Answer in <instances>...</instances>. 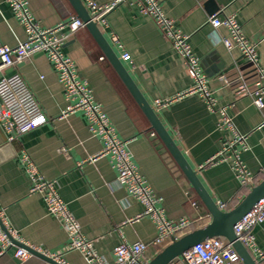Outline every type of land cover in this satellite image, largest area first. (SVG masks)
I'll list each match as a JSON object with an SVG mask.
<instances>
[{"label": "crops", "instance_id": "1", "mask_svg": "<svg viewBox=\"0 0 264 264\" xmlns=\"http://www.w3.org/2000/svg\"><path fill=\"white\" fill-rule=\"evenodd\" d=\"M25 1L41 28L77 17L70 0ZM80 1L90 13L88 0ZM92 1L105 4L111 0ZM156 1L174 28L188 36L215 102L212 109L201 95L185 94L194 81L183 58L152 18L141 14L135 4L124 2L111 10L100 31L212 200L218 207L224 205L222 211H228L250 189L239 184L230 159L207 162L232 140L234 132L244 135L246 148L238 147L239 159L253 176L254 185L262 181L264 108H257L249 96L234 99L230 88L220 82V76L236 82L241 73L250 85L254 76L237 48L227 50L215 41V36H227L226 28H217L214 36L208 20L214 14L234 16L243 35L257 43L264 74V0ZM25 38L24 26L0 0V45L14 47ZM61 51L73 61L77 76L87 82L115 135L126 141L131 161L154 192L155 206L164 218L190 220L186 234L205 227L211 220L206 207L87 28L71 36ZM124 53L129 55L126 61L121 59ZM12 74L23 79L46 122L10 142L0 126V218L11 237L49 258L58 255L66 264H85L80 251L69 249L67 232L48 214L42 196L30 192L31 181L22 160L26 157L54 184L81 235L91 240L94 251L108 264H114L113 249L122 241L152 242L157 236L155 223L148 216H139L142 204L116 185L117 172L110 157L90 161L103 144L90 134L84 114L76 112L58 119L66 99L52 62L45 54H35L6 73ZM156 100L169 102L156 108ZM223 115L231 120L233 131L220 127ZM252 235L256 251L251 255L257 264H264V254L258 255L264 252V222L252 229ZM17 248L21 247L10 242L0 253V264H52L29 252L25 259H18ZM159 252L150 248L147 255L152 259Z\"/></svg>", "mask_w": 264, "mask_h": 264}, {"label": "built area", "instance_id": "2", "mask_svg": "<svg viewBox=\"0 0 264 264\" xmlns=\"http://www.w3.org/2000/svg\"><path fill=\"white\" fill-rule=\"evenodd\" d=\"M14 13L16 19L24 26L26 38L14 47L0 45V126L7 133V141H12L17 135L32 130L46 122L40 113L34 98L23 79L17 75H6L7 71L15 64H21L35 54H45L57 71L58 81L62 85L66 99V106L61 111L58 119H65L76 112H82L88 121V130L93 137H98L103 144L102 149L90 161L102 156H109L117 172L116 185L124 188L127 193L143 206L139 216H148L155 223L157 236L150 243L122 241L113 249L114 264H148L151 258L147 255L150 248L161 251L172 241L186 234L192 222L182 218L170 221L164 218L162 210L155 204L157 198L144 178L139 175L137 168L131 161L130 153L126 149V141L119 139L108 118L103 113L100 104L95 102L92 90L85 80L77 76L74 63L63 55L61 49L65 42L85 24L78 18L72 17L59 22L50 28H41L33 19L25 0H3ZM130 2L135 4L139 12L149 16L159 27L163 35L171 41L174 50L183 58L186 72L194 83L185 94L197 93L201 95L209 108L214 107V99L207 89L204 76L199 68V60L193 54L188 42V36L183 35L174 28L172 20L164 16L156 0H111L105 4H97L92 0L87 1V7L92 22L100 29L106 24L105 16L119 4ZM208 23L215 30L219 27L226 28V37L217 38L215 41L222 44L227 50L237 48L241 57L249 65L254 76L249 85L240 73L236 82H231L220 76V82L230 88L234 99L242 96L252 98L253 104L264 108V74L260 67V58L257 43L249 41L242 33L241 27L234 16L217 14L212 15ZM122 60H128L129 55L124 53ZM169 100H156L154 107L165 106ZM220 127L233 131L231 120L223 115ZM238 147L246 148V136L233 133V138L223 146L217 156L211 158L207 164L230 159L235 177L239 184L245 188L254 186L253 176L246 170L239 159ZM25 172L31 181V193L42 196L49 215L58 219L69 236V249L80 251L85 264H108L93 247L91 240L84 238L79 230L78 223L70 213L65 203L60 199L54 184L44 179L37 167L26 157L22 158ZM223 204L219 206L220 209ZM133 219L129 220L132 222ZM264 222V198L255 203L233 226L234 234L241 244L250 252L256 251L254 247L252 229ZM10 245L6 235L0 229V253ZM15 256L25 259L28 252L24 248H17ZM264 252H258L262 256ZM58 264H66L60 257H51ZM167 264H241L238 254L231 244L223 237H212L196 243L182 255Z\"/></svg>", "mask_w": 264, "mask_h": 264}, {"label": "water", "instance_id": "3", "mask_svg": "<svg viewBox=\"0 0 264 264\" xmlns=\"http://www.w3.org/2000/svg\"><path fill=\"white\" fill-rule=\"evenodd\" d=\"M70 2L75 9L77 17L85 24V28H87L94 40L97 42L103 54L110 62L128 91L130 92L131 96L138 104L144 116L149 121L151 128L161 139L166 149L172 156L173 160L175 161L181 172L184 174L186 179L189 181L192 188L199 196L200 200L203 202L211 217L210 222L205 227L199 230L192 231L180 237L179 239L172 241L159 253H157L148 262V264H167L171 260L182 255L183 252L188 250L196 243L212 237L225 238L238 254L241 264H257L251 253L237 239L233 231V226L243 215H245L251 209V207L255 203L264 198V179L250 188L243 199L232 209L228 211H222L212 200V198L200 182L196 172L185 160L177 145L161 124L153 108L145 100V98L129 76L122 62L116 56L115 52L101 33L97 24L91 21L89 12L85 9L80 0H70ZM1 219L2 218H0V229L13 245L24 248L27 252L32 253L38 257L40 256V258L49 263L58 264L52 258L36 252L35 250H32L31 248L23 244H19L11 237L9 231L6 229Z\"/></svg>", "mask_w": 264, "mask_h": 264}, {"label": "rangeland", "instance_id": "4", "mask_svg": "<svg viewBox=\"0 0 264 264\" xmlns=\"http://www.w3.org/2000/svg\"><path fill=\"white\" fill-rule=\"evenodd\" d=\"M155 255L152 256V258L154 257Z\"/></svg>", "mask_w": 264, "mask_h": 264}, {"label": "trees", "instance_id": "5", "mask_svg": "<svg viewBox=\"0 0 264 264\" xmlns=\"http://www.w3.org/2000/svg\"><path fill=\"white\" fill-rule=\"evenodd\" d=\"M248 191H249V190H248ZM248 191H247V192H248Z\"/></svg>", "mask_w": 264, "mask_h": 264}]
</instances>
